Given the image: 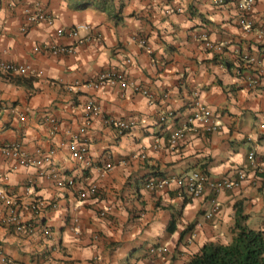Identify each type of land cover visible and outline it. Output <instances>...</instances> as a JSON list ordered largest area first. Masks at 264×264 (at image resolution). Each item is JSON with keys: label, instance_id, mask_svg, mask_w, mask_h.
Returning <instances> with one entry per match:
<instances>
[{"label": "crops", "instance_id": "0c3cea01", "mask_svg": "<svg viewBox=\"0 0 264 264\" xmlns=\"http://www.w3.org/2000/svg\"><path fill=\"white\" fill-rule=\"evenodd\" d=\"M33 3L56 20L24 32V10ZM238 3L0 0V59L34 69L13 80L0 76V106H8L0 112V146L21 140L30 157L51 158L42 176L36 164L10 172L0 156V172L7 173L2 186L18 197L22 219H35L27 205L44 200L39 221L51 231L18 232L3 221L0 202V264H186L205 245L231 241L237 207L248 226L264 231V41L257 36L264 0L253 8L252 30L240 25ZM76 26V36L56 35L58 27ZM38 44L71 52H36ZM113 72L150 96L118 81L92 85ZM257 75L260 87L250 91L248 80ZM90 100L101 112L82 132ZM198 104L213 112L218 131L207 132L195 118ZM107 119L130 126L121 134ZM181 127L186 137L171 146V133ZM76 133L89 144L91 167L70 151ZM252 150L256 167L248 159ZM197 168L215 179L238 171L245 178L236 188L187 200L173 188L144 187L150 176ZM53 169L59 180L50 177ZM90 183L98 184L99 194L81 198L79 190ZM212 199L220 212L207 219ZM159 244L167 253L150 251Z\"/></svg>", "mask_w": 264, "mask_h": 264}, {"label": "built area", "instance_id": "2783aa9c", "mask_svg": "<svg viewBox=\"0 0 264 264\" xmlns=\"http://www.w3.org/2000/svg\"><path fill=\"white\" fill-rule=\"evenodd\" d=\"M212 3L216 6H224L227 0H211ZM256 0H239V23L245 30H252L255 27V22L251 16ZM25 24L22 27V31L26 32L27 28L34 24H39L42 22L47 23L48 25H53L55 23V17L48 13L43 7L38 3H33L31 6L25 8ZM258 37L264 40V26L257 29ZM66 33L70 35H78V28L66 30L63 27H58L56 29L57 36H63ZM206 45L210 48L215 46L211 42H207ZM220 48V47H219ZM36 52H47L53 55L62 54L71 52V48L66 46H57L49 44L36 45L34 47ZM34 69L31 65H20L15 62L5 61L0 59V76L11 78L16 75H24L32 73ZM259 76H253L249 78L248 85L252 90H255L259 85ZM119 82L120 85L125 88L128 86L125 77L122 74L114 73H103L97 77V80L92 83L96 88H104L107 84H115ZM88 83V82H87ZM137 90L138 88L133 85ZM140 89H138L139 91ZM146 93V91H144ZM8 106L1 105L0 112L7 110ZM101 112L100 105H98L94 100H90L85 107V117L86 125L82 128V132L86 129V126L90 127L93 124L94 118L97 117ZM200 112L198 113L199 119L202 120L206 125V129L209 131H214L217 129V125L211 123V111L206 107H201ZM22 119L23 115H22ZM52 122H55V119H51ZM107 122L118 128V131L122 133L125 129L129 128V124L126 121H117L114 119H109ZM185 129H178L172 135L170 141L176 143L179 139H182L185 136ZM70 151L72 155L79 159L82 163L91 167L93 162L89 158V144L83 138L81 133L72 134V142L70 143ZM0 156L5 157L10 165V172L15 170L20 165H33L36 164L39 168V173L44 176L45 172L43 171L44 164L50 162V154H46L39 158L30 157L24 150V145L21 140L15 141L13 143H6L0 146ZM264 160V155L262 156ZM256 153L251 151L249 153L250 164L254 167L256 164ZM112 168L111 163L106 164V169ZM50 177L56 180L62 177V174L58 170H51ZM245 178L244 171H239L238 175L235 177H224V178H212L205 170L193 169L182 174H172L164 176H154L146 180L145 187L149 190H163L171 189L177 193L179 197H199L207 192L218 193L220 191L233 189L238 187L242 180ZM7 180V173L0 172V202L4 205L6 211L3 221L7 225L13 226L18 232L32 234L37 227V223L40 222V215L45 211L46 202L41 199L32 201L27 205V209L35 213V219L27 222L22 219L20 213L22 204L19 202V199L15 195H9L8 192L3 188L2 183ZM72 182V181H70ZM60 186L63 185V181H58ZM99 186L97 183H90L85 188L79 190V195L81 198H87L89 196H96L99 194ZM214 208L213 211L216 212L219 210V205L213 200ZM104 215V213H102ZM213 213L208 214V217H211ZM42 231L44 234H49L50 231L48 227L42 226ZM167 249L165 247H152V252H164Z\"/></svg>", "mask_w": 264, "mask_h": 264}, {"label": "trees", "instance_id": "16d2710c", "mask_svg": "<svg viewBox=\"0 0 264 264\" xmlns=\"http://www.w3.org/2000/svg\"><path fill=\"white\" fill-rule=\"evenodd\" d=\"M246 221L243 210L237 207L231 241L205 245L186 264H264V231L251 228Z\"/></svg>", "mask_w": 264, "mask_h": 264}, {"label": "clouds", "instance_id": "9594fccd", "mask_svg": "<svg viewBox=\"0 0 264 264\" xmlns=\"http://www.w3.org/2000/svg\"><path fill=\"white\" fill-rule=\"evenodd\" d=\"M228 1V0H227ZM227 1H226V3H227ZM212 2V1H211ZM256 2H257V0H256ZM213 4V3H212ZM256 4V3H255ZM214 5V4H213ZM216 6V5H215ZM255 6V5H254ZM218 7H220V6H218ZM252 16V15H251ZM263 27V26H262ZM64 28V27H63ZM76 28H80V26H76V27H74V29H76ZM66 29V28H65ZM66 30H68V29H66ZM66 34H69V33H66ZM65 34V35H66ZM257 34H258V31H257ZM70 35V34H69ZM64 36V35H63ZM74 36V35H73ZM258 36V35H257ZM259 38V37H258ZM260 39V38H259ZM260 40H262V39H260ZM262 41H264V40H262ZM39 45V44H38ZM41 45V44H40ZM41 52V51H40ZM114 73V72H113ZM114 74H117V73H114ZM119 74H121V73H119ZM123 75V74H122ZM124 76V75H123ZM13 77H15V76H13ZM12 78V77H11ZM10 79V78H9ZM126 79V78H125ZM259 81V85H258V87L255 89V90H252L250 87H249V85H248V87H249V89H250V91H256V90H258L259 89V87H260V79L258 80ZM133 85H135L138 89H140L139 91H138V89L136 90L135 88H134V86ZM127 87H132L133 88V91L134 92H139V93H141V94H143V95H147L148 97L150 96L149 95V92L147 91V90H145V89H142L138 84H135V83H128V86ZM126 88V87H125ZM144 91H146V93H144ZM201 107H206L208 110H210L209 109V107H207V106H205V105H200V104H198V110L196 111V116H195V118L197 119V115H198V113H201L200 112V108ZM211 111V110H210ZM211 117H210V121H211V123H213V124H215L214 122H213V120H212V117H213V112L211 111ZM107 120H109V119H107ZM115 120V119H114ZM132 124V123H131ZM133 125V124H132ZM217 125V124H216ZM204 126H205V130L207 131V132H209V133H213V132H215V131H218V125H217V129L216 130H214V131H209V130H207L206 129V125H205V123H204ZM178 129H185V136L182 138V139H179L176 143H172L171 141H170V139H171V135L176 131V130H178ZM120 133V132H119ZM125 133V130L121 133V134H124ZM186 133H187V127H181V128H177V129H175L172 133H171V135H170V138H169V141H170V143H171V146H176L177 145V143L179 142V141H181V140H183L185 137H186ZM252 151H254V150H252ZM255 153H256V157H257V152L256 151H254ZM250 153V152H249ZM264 155V154H263ZM262 155V156H263ZM248 159H249V154H248ZM262 161L264 162V160H263V158H262ZM250 162V161H249ZM197 169H199V168H197ZM191 170H193V169H191ZM201 170H204V169H201ZM190 171V170H189ZM206 171V170H205ZM187 172V171H186ZM207 172V171H206ZM239 172V171H238ZM238 172H237V174H236V176L238 175ZM208 173V172H207ZM182 174V173H181ZM178 175V174H177ZM154 176H161V175H154ZM154 176H150L149 178H151V177H154ZM164 176V175H163ZM230 177H232V176H230ZM148 178V179H149ZM147 180V179H146ZM146 182V181H145ZM145 182H144V187H145ZM146 188V187H145ZM234 188H236V187H234ZM147 189V188H146ZM147 190H149V189H147ZM230 190V189H229ZM150 191H152V190H150ZM154 191V190H153ZM158 191V190H157ZM224 191H226V190H224ZM220 192H222V191H220ZM220 192H218V193H214V192H209V194H214V195H217V194H219ZM208 193V192H207ZM206 193V194H207ZM206 194H204V195H206ZM203 196V195H202ZM200 197V196H199ZM182 198H185V197H182ZM189 198V197H188ZM218 205H219V210L218 211H216V212H214L213 211V208H214V203H213V199L211 200V203H212V208H211V210L210 211H208L207 213H206V217H207V219H211V218H213L217 213H219L220 212V204L216 201V200H214ZM210 213H213L212 215H211V217H208V214H210ZM41 222H38L37 224V226L39 227V228H41L42 226H46V227H48L47 225H42V224H40ZM48 229H49V231H50V228L48 227ZM41 230H42V228H41ZM43 232V231H42ZM50 233H51V231H50ZM49 233V234H50ZM46 235H48V234H46ZM152 247H165L166 249H167V247L166 246H163V245H161V244H159V245H155V246H152ZM151 247V248H152ZM168 250V249H167ZM166 250V251H167ZM150 251H151V249H150ZM166 251H164V252H152V253H157V254H159V255H161V254H163V253H167ZM158 264H163L162 262H159Z\"/></svg>", "mask_w": 264, "mask_h": 264}]
</instances>
